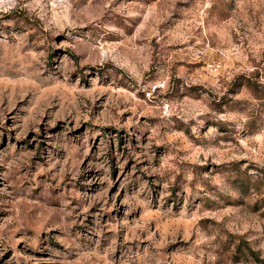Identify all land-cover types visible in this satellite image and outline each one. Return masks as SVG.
I'll return each instance as SVG.
<instances>
[{
	"label": "rangeland",
	"instance_id": "1",
	"mask_svg": "<svg viewBox=\"0 0 264 264\" xmlns=\"http://www.w3.org/2000/svg\"><path fill=\"white\" fill-rule=\"evenodd\" d=\"M0 264H264V0H0Z\"/></svg>",
	"mask_w": 264,
	"mask_h": 264
}]
</instances>
